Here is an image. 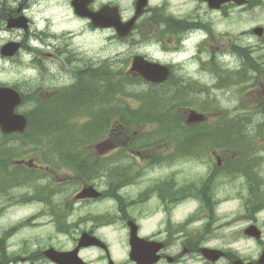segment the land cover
I'll return each instance as SVG.
<instances>
[{
    "label": "flooded vegetation",
    "instance_id": "flooded-vegetation-1",
    "mask_svg": "<svg viewBox=\"0 0 264 264\" xmlns=\"http://www.w3.org/2000/svg\"><path fill=\"white\" fill-rule=\"evenodd\" d=\"M31 1L0 0V47L8 40H17L22 49L27 48L28 38H33L39 47L31 51V60L40 79L47 71L51 72L45 57L52 58L55 53L48 50L43 34L46 32L37 22L41 19L35 18V13L40 10L33 9ZM67 1L72 19L79 21L83 31L90 34L106 31L111 39L128 41L119 40L115 29L108 24H94L92 16L102 12L97 16L107 23L116 18L117 10L123 20H129L136 12L138 0L126 3L123 0H77V6L75 0ZM144 1L142 15L130 35L152 33L151 26L155 25L165 56L157 57L143 51L141 54L169 67L168 79L158 85L187 86L193 90L196 85L211 81L216 90H225V43H222L225 41L218 39V43L215 42L217 35L212 34V25L207 23L213 12L225 18V0ZM256 1L258 6L246 9L254 10L260 7L261 0H247L241 7L253 6ZM42 14L38 17L43 18ZM19 15L27 18L26 31L7 27L8 18ZM200 29L204 31V37L196 35ZM4 31L9 32L6 41L2 36ZM257 41L252 56L243 54L245 60L240 67L239 81L247 86L246 95L259 105L258 114L264 118V39L257 38ZM170 43L174 54L167 57L165 45ZM53 48L63 57L59 68L62 86L52 90L39 85L29 98L35 93L46 99L60 95L58 100L63 102L67 114L88 120L99 116L100 102L105 108L113 105L110 96L99 94L100 80L112 78L109 71L100 72L98 56H87L81 47L68 44ZM187 53L191 56L188 62L194 73L189 77L177 73V68L181 67L180 55ZM131 54L125 58V67L131 64L134 55ZM16 55L5 57L0 54V62L14 66ZM68 101L70 107L66 108ZM131 109L129 104L126 113ZM212 113L204 114L210 118ZM220 113L225 115V110ZM78 118H74L78 125L72 131L98 134L101 130L107 137L85 143H67L71 147L77 146L75 155L65 150L60 158L51 159L52 164L34 161L29 166L47 172L46 177L51 181L56 179L55 184L60 189L53 192L29 190L27 196H31L30 193L35 196L28 204L36 205L24 214H20L19 209L28 205H19V192L0 190V264H136L129 256L132 228L148 241L145 246L151 252L150 258L158 255L157 261L149 264L233 263L237 257L224 255L221 261L213 263L204 259L198 250L200 246L215 247L211 244V229L225 224V220L220 223L217 220L222 205L229 201L223 193L225 177L233 183L241 182L232 191L230 201L236 202L239 209L248 210L249 213L243 215L246 225L259 222L250 212L264 203V125L243 126V134L242 131L235 134V143L227 144L228 147H225V127H190L204 136L183 147L188 149L191 157V175L181 180L178 141L137 143L133 139L137 138L141 127L132 130L130 126H116L113 118L108 126L97 131L93 126H83L87 120ZM247 133L251 134L249 138ZM121 134L124 141H117ZM68 183L74 184L75 188L64 195L63 187ZM84 188L89 189L84 191ZM103 202H108V206L99 205ZM185 208L189 215L180 217V210ZM150 213L158 218L154 230L144 226ZM128 221H133L132 226ZM116 234L124 241L122 250L112 243ZM261 241L259 239L258 243L262 244ZM263 251L244 260L249 264H264Z\"/></svg>",
    "mask_w": 264,
    "mask_h": 264
},
{
    "label": "rangeland",
    "instance_id": "rangeland-1",
    "mask_svg": "<svg viewBox=\"0 0 264 264\" xmlns=\"http://www.w3.org/2000/svg\"><path fill=\"white\" fill-rule=\"evenodd\" d=\"M124 3L130 2V0H123ZM32 8L35 10H40V12L35 13V18L41 19L40 21H37L38 23H41V29L45 31H49L51 37L55 38H48V41L52 44L57 45H63V44H69L72 47L79 48L85 50V54L87 56H98L100 63L107 61L110 63L111 67L109 68V76L112 78V82L115 83V85H118L119 92L129 91L130 93L127 95H123L122 99L125 97H129L131 100H134L138 96L135 95L137 93L135 92H142L147 91L149 88L146 85H128L124 81V79H128L124 77L126 68L128 69V66L122 65V63L125 61L124 59L129 53H133L136 50H143L147 51L151 55L157 56V57H164L163 54V44L161 42L156 41L157 33L155 31V25L151 26V31H154L152 33H148L147 35H141V34H133L128 41H118L117 39H111V35L104 31H98L97 33L90 34L87 31H83V26L78 23H75V20L72 19L71 14H67L69 12L68 9V1L67 0H32ZM34 3V4H33ZM239 7H230L225 8V18H223L220 14L213 12L211 15V21H207V23H211L214 33L217 35L215 42L218 43V39L220 41H225L222 43H225V51L231 46V43L237 38L240 39L241 37L240 32L242 30H251L252 27L259 23H263L264 20L262 19V15L264 13V7L256 8L254 10H241L238 11ZM41 13H43V18L38 17ZM70 13V12H69ZM52 23V25H49V23ZM56 31V32H55ZM71 31V32H68ZM9 32L4 31L2 33L3 38L8 37ZM146 36V37H144ZM156 37V38H155ZM110 38V39H109ZM64 39V40H63ZM68 40V41H65ZM246 40H248V43H254L255 38L250 34L246 37ZM132 41V42H131ZM73 42V43H71ZM130 42L134 45L131 47ZM221 43V42H220ZM73 44V45H72ZM166 48H171L172 44L165 45ZM49 50L55 53L53 55V58H56L57 61L60 63L54 64V66L57 68V70L54 68L51 70L50 73H45L43 76H41L40 79H38V75H36L35 66L30 65L29 61L26 63L14 66L8 65L6 61L0 62V68H4L0 72V80H13L15 77H17L19 80H23L22 87L26 90L30 88H35L41 85L43 89H47V87L51 88L54 87L55 84L61 81V76L59 78L58 75L60 73L59 66L61 63L63 64V57L60 56L53 46H50ZM204 51V50H203ZM205 52V51H204ZM167 57L169 56V50H167ZM206 53V52H205ZM94 54V55H93ZM27 56L26 54H24ZM23 56V58H25ZM118 56V57H117ZM180 68H177V73L181 76L184 75L185 77H189V75H193V71L190 66L191 56L189 53L185 55H180ZM185 58H188V60H184ZM110 59V61H109ZM224 60H229V62H225V68L227 65H233L237 62V58L227 57L225 56ZM25 64L28 68L25 67ZM10 66V67H9ZM17 71V72H16ZM17 73V74H16ZM125 85V88H122V86ZM199 86L202 88L207 87V90L202 92H196L188 95V101L187 103L189 105L182 106L177 108L178 110V118L179 122L182 124H185V119L188 114V109L192 104L195 105L199 103H205L204 101L209 100L212 102V109L216 108L218 106V110L225 109V115H237L241 113V110L238 108L239 104L242 102L245 106H252L256 104V102L250 101L245 95H243L239 91L238 85H232V86H226L225 90L218 91L213 90L211 87V81H207L206 84H199ZM134 91V92H133ZM135 97V98H134ZM41 98L40 94L35 93L31 98L28 99L26 103H22L18 107V111H30L33 113V111L37 110L36 102L33 99ZM118 99V98H117ZM242 99V102H241ZM140 101V100H139ZM137 104L139 105V102L137 101ZM132 106H135V102L132 101ZM64 112V111H63ZM218 111H215L212 116L209 118L208 122H211L212 124H216L217 118L222 113H219ZM45 115V112L42 108L39 109V113ZM35 115V114H34ZM36 116V115H35ZM60 117H63V113L60 114ZM79 120H83L84 118H78ZM227 120V119H226ZM253 121L256 124L260 121V118L258 116H253ZM75 123L77 124L76 120ZM157 122H148L147 124H144L142 127H146L149 129H146L145 131H157L158 128ZM176 125V124H175ZM74 126H67L63 127V133H73L71 132L73 130ZM69 131H66V130ZM58 130H55L51 133L52 135H47L45 139V143L52 145V143L58 144V142L55 141L56 136H58L57 132ZM76 133V132H75ZM77 136H81V134L76 133ZM151 135H157L156 133H153ZM147 136V135H145ZM162 136V134L157 135ZM156 136V137H157ZM2 141V139H0ZM54 140V141H53ZM96 140V139H95ZM94 140V141H95ZM20 141L18 140L14 143V145H19ZM8 146V144H5ZM42 147L41 145H33L30 143L29 145L25 146L23 149L27 148L30 150H25L24 153L20 155L19 158L21 159H29L31 157H42L43 160L46 158L44 156V153L41 152V150H38V148ZM57 147V145H56ZM18 158V157H17ZM11 161L9 160L8 163ZM189 164L190 161L188 159H183L180 161V169H181V180L188 178L191 174L189 172ZM237 182L233 183L225 177V188H224V194L225 199H228V203H225L222 205L220 211L218 212V221L219 223L225 220V224L219 225L216 229H213L211 231V244L216 247H224L225 249L235 252L237 254H242L244 256L252 257L256 254H259L261 250L264 248V244H259L258 242L254 241L253 239H249L247 236L243 234V228L246 226V221L243 219L244 213H249L248 210L245 209H239L237 206V203L234 201H230L232 191L237 189L238 184H241L239 180H236ZM43 183V177L38 182H35V184ZM238 183V184H237ZM33 187H31V184H25L22 186H18L16 188H12L11 191L21 192L25 190H29ZM55 190H58V186H53ZM75 188L74 184L68 183L66 186L63 187V193L65 195V192L73 191ZM60 196H58V199ZM36 204H30L25 208H20L19 213H27L32 210V207H34ZM100 206H108V202H103L99 204ZM189 213V210L187 208L180 210L179 216L185 217ZM260 225H263L262 231L264 232V215L260 216ZM229 222H226V221ZM157 221V216L153 215L152 218L148 219L146 222H144V226L147 227L150 225V227H155ZM114 245L117 247H120L121 250L123 248V239L119 238L116 234L115 239L112 241ZM255 257V256H254ZM195 264H200L199 262H195ZM202 264V263H201Z\"/></svg>",
    "mask_w": 264,
    "mask_h": 264
},
{
    "label": "trees",
    "instance_id": "trees-1",
    "mask_svg": "<svg viewBox=\"0 0 264 264\" xmlns=\"http://www.w3.org/2000/svg\"><path fill=\"white\" fill-rule=\"evenodd\" d=\"M119 88L117 87L115 91H118ZM159 90V89H158ZM156 89H153L150 91V93H153L154 95L159 96L158 100H161V95L159 94L160 90L158 91ZM152 95V96H154ZM154 98L155 97H149ZM158 100L155 101V103L158 102ZM177 102L170 101L169 103H165L164 106H155L151 107L153 108L161 107L159 108V112H162V114L153 116L150 114L152 120H156L159 126H171V125H177L183 130L179 131V141L180 143H187L193 136V133L190 132L189 129H185L184 124L179 122L178 116L173 112V108L177 105ZM156 105V104H154ZM55 108L53 112H55ZM28 117V127L24 133L18 136L19 143V149L16 147L8 148L7 146L0 145V157L2 158V155H6V153H12L13 155H21L25 152V150H28L27 148L23 149L25 146L29 145L30 143L37 144L41 142H45L47 135H52L53 131H56L58 136H56L55 141L58 142V144L63 143V133L60 132V129L63 128V117L57 116L58 113H55L53 116H46L42 114H37L36 111L26 112ZM36 116H35V115ZM200 125V124H197ZM17 138V136H16ZM54 141V140H53ZM57 147H50L49 149H41L44 152H49L50 155L45 154V157L53 158L56 157L58 153L62 151V146L58 145ZM35 146V145H34ZM30 150V149H29ZM8 167L5 166L4 171H0V189L5 190L8 189L10 186H16V185H25V184H31L36 181L38 173H33L32 170H29L27 168H22L18 170V173H15L13 171L6 172V169ZM11 183V184H10Z\"/></svg>",
    "mask_w": 264,
    "mask_h": 264
},
{
    "label": "water",
    "instance_id": "water-1",
    "mask_svg": "<svg viewBox=\"0 0 264 264\" xmlns=\"http://www.w3.org/2000/svg\"><path fill=\"white\" fill-rule=\"evenodd\" d=\"M145 4L144 0H139L137 3V8L140 9ZM140 14V11L137 10L135 18ZM133 20L125 23L121 22H114L112 23L117 29L118 33L121 36H125L130 31ZM20 23V18L16 19L15 24ZM8 50H13V46H7ZM131 71L133 74L139 75L146 80L152 82H161L166 79L168 74V69L166 66H162L158 63L148 62L143 59L141 56H136L133 59ZM20 102L19 96H13L9 99L4 94L0 96V125L2 130L5 132H12V131H23L26 125V119L23 115L14 114L13 108L16 104ZM198 120L199 117L194 118L192 117L191 120ZM249 234L258 235L257 231L254 228H250L246 231ZM144 240L138 238L137 236H133L131 240L132 244V252L131 256L132 259L137 261L138 264H143L145 262V255L143 252L140 251L141 243ZM201 253L204 257L209 258L211 260H216L220 255H222V251L219 250H212V249H201Z\"/></svg>",
    "mask_w": 264,
    "mask_h": 264
},
{
    "label": "bare ground",
    "instance_id": "bare-ground-1",
    "mask_svg": "<svg viewBox=\"0 0 264 264\" xmlns=\"http://www.w3.org/2000/svg\"><path fill=\"white\" fill-rule=\"evenodd\" d=\"M69 107H70V101H68L67 104H66V108H69ZM63 111L64 112H61V113H63V117H64L65 114H67V110L63 109ZM61 113H58L57 116H60ZM54 144H56V143L54 142Z\"/></svg>",
    "mask_w": 264,
    "mask_h": 264
}]
</instances>
